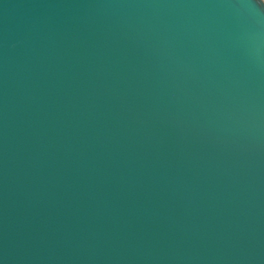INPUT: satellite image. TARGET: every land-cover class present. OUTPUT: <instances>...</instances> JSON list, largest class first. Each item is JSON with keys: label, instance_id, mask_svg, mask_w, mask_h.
Segmentation results:
<instances>
[{"label": "water", "instance_id": "95a60500", "mask_svg": "<svg viewBox=\"0 0 264 264\" xmlns=\"http://www.w3.org/2000/svg\"><path fill=\"white\" fill-rule=\"evenodd\" d=\"M0 264H264V0H0Z\"/></svg>", "mask_w": 264, "mask_h": 264}]
</instances>
